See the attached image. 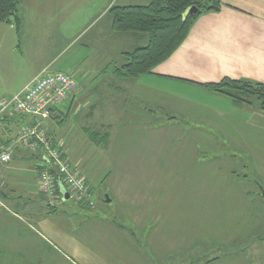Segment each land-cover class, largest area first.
Segmentation results:
<instances>
[{"label":"rangeland","instance_id":"obj_1","mask_svg":"<svg viewBox=\"0 0 264 264\" xmlns=\"http://www.w3.org/2000/svg\"><path fill=\"white\" fill-rule=\"evenodd\" d=\"M36 2L42 21L32 15L27 35L0 24V99L17 94L38 66L74 39L49 70L71 65L77 76L74 70L89 63L82 44L106 28L111 16L97 20L101 7L122 0ZM46 25L49 31L33 32ZM86 27V36L77 38ZM175 84L176 97L153 93L127 104L114 101L122 109L105 110L93 99L79 102V114L77 104L69 112L71 100L59 105L68 115L57 117L45 133L69 152L67 143L69 157L82 162L77 166L95 204L80 209L71 197L64 203L70 213L59 215L71 220L51 218L56 215L45 206L18 219L0 197V264H264L262 101L250 95L236 105L203 85L180 79ZM91 106L98 109L93 115ZM2 128L4 122V135ZM8 134L16 136V129ZM35 203L43 204L40 198Z\"/></svg>","mask_w":264,"mask_h":264},{"label":"crops","instance_id":"obj_2","mask_svg":"<svg viewBox=\"0 0 264 264\" xmlns=\"http://www.w3.org/2000/svg\"><path fill=\"white\" fill-rule=\"evenodd\" d=\"M150 1L122 0V3L118 5H145ZM103 2L101 3L103 4ZM111 5L113 6L110 3L108 6L105 4L101 7L102 11L99 13L97 20L107 17L110 13ZM42 13L41 6L36 0H24L19 7V16L22 24L20 34L16 30L18 36H21L22 33L26 35L30 33V17L32 15L36 16L39 22L42 21L43 16L40 15ZM107 19L106 28L103 27L88 36L86 44L81 46L80 51L85 54V58L89 61L88 65L86 64V68L75 69L76 76L75 73H72L73 67L71 65L68 67L63 65L56 66V70H70L69 72L75 80L76 78L81 80L80 86L77 83V91L67 99L72 102L69 112H71L72 106L75 104H77L75 108L78 111V106L82 105L79 102H82V100L89 102L93 99L97 101L95 104L103 102L104 106L102 107L105 110L107 108L109 110L110 108H123L122 104L116 105L114 101L126 102L127 104L130 99H135L143 94L148 97L152 96L153 93L176 97L178 94L173 93H177L176 88H178V85L175 84V81L179 79L197 84L217 82L224 77H232L264 83V0H221L218 11L204 12L193 22L187 38L170 58L157 65L152 73L138 77L124 76L116 70L126 61L124 52L146 46L149 43L148 34L116 33L111 28L112 17H107ZM11 26L16 29L14 25ZM50 28H52V25H50ZM88 29L89 27H86L77 38L80 36L83 39L88 33ZM42 30L47 31L48 25L35 26L33 32L37 33ZM45 36H47V32H45ZM73 42L69 40L65 48L55 58L38 66V72H41L44 68L49 67L50 69L56 65L60 58L71 49ZM27 84L23 86L25 87ZM91 85L97 87L93 88ZM98 85L102 86V88H98ZM131 94L133 95L131 96ZM236 105L238 104L236 103ZM82 108L80 112L78 111V114L81 113ZM97 110L96 106H91L90 115H93ZM62 115L68 114H64L58 109L51 119L45 121V130H49L52 122ZM125 123L132 124L133 120ZM134 123L137 124L138 121L136 120ZM69 131L71 132V129ZM48 135L55 144H58L50 133ZM63 139L67 141V136L64 135ZM66 145L70 152L67 143ZM21 148L24 151L18 150ZM13 149L14 153L11 163L0 167L1 176L6 184V195L2 205L15 218L23 219L24 215H28L27 213L39 214L45 205L35 203L41 195L39 192L36 156L23 143L14 146ZM69 152L65 151V155L88 182L89 180L84 170L79 169L77 166L82 165V162H75L74 158L71 159ZM6 202L13 204L11 207H7ZM76 206L80 209L85 208L78 202ZM70 207L63 204L59 207L57 213L53 214L56 216H51V218L71 220L63 217L64 215L59 217L61 214L67 213L68 215L70 212L67 211H69Z\"/></svg>","mask_w":264,"mask_h":264},{"label":"trees","instance_id":"obj_3","mask_svg":"<svg viewBox=\"0 0 264 264\" xmlns=\"http://www.w3.org/2000/svg\"><path fill=\"white\" fill-rule=\"evenodd\" d=\"M23 1L24 0H0V24L6 23L14 25L19 34L22 24L19 16V7ZM220 5L221 0H151L145 5L112 6L109 12L112 17L111 28L114 32L120 34L146 33L149 36V43L146 46L137 47L132 51L124 52L126 61L121 64L116 71L129 77H138L152 73L157 65L170 58L184 42L193 22L204 12L218 11ZM193 6H195L197 10L194 13L186 14L187 10ZM47 68L49 69V67ZM58 72L65 73L63 71ZM65 74L72 77L70 73ZM197 84L203 85L214 92L229 96L236 103L243 102L250 95H255L262 101V106L264 108L263 82L224 77L217 82ZM76 89L65 100L70 98ZM6 99L10 98H3L0 101ZM59 105L53 109L54 113L57 112ZM0 122H4L6 126V128H2L4 135L0 134V154L3 149H5L7 152H10L12 156L8 162H0L1 167L2 165L10 164L13 160V147L21 144L19 139V131L21 128H23V126L33 125L35 121L26 115L14 114L10 116L9 114H4V116L0 117ZM44 124L45 121H43L41 128L45 133ZM14 128L16 129V136L11 137L8 133L12 132ZM51 142L54 146L59 148L63 156L69 161L68 157L65 155V151L52 140ZM31 153L36 156L35 158L38 161L40 153ZM69 163L72 164L70 161ZM39 169L40 168L37 167L38 175ZM52 172L54 171L52 170ZM5 187L6 184L0 173V197L2 199H5ZM90 190L93 194L94 191L92 187H90ZM40 194V199L45 205L48 213H57L59 207L62 205H51L41 192ZM77 202L85 208L89 209L92 207L88 201L77 200Z\"/></svg>","mask_w":264,"mask_h":264},{"label":"built area","instance_id":"obj_4","mask_svg":"<svg viewBox=\"0 0 264 264\" xmlns=\"http://www.w3.org/2000/svg\"><path fill=\"white\" fill-rule=\"evenodd\" d=\"M76 81L68 74L50 72L48 68L36 75L20 92L10 99L0 101V117L4 114L26 115L35 123L23 126L19 131V139L31 152H39V190L51 205H63L66 202L60 191V180L70 197L76 200L95 204L90 185L79 171L69 163L62 152L54 146L49 136L43 132V121L52 118L57 107L76 89ZM11 153L3 149L0 162H8ZM52 170L54 172H52Z\"/></svg>","mask_w":264,"mask_h":264},{"label":"water","instance_id":"obj_5","mask_svg":"<svg viewBox=\"0 0 264 264\" xmlns=\"http://www.w3.org/2000/svg\"><path fill=\"white\" fill-rule=\"evenodd\" d=\"M196 10H197V8H196L195 6H193V7L189 8V9L187 10L186 14L194 13ZM58 185H59V188H60L61 193H62L63 196H64V197H63L64 200L69 199L70 194H69V192L67 191V189L65 188L64 184H63L60 180H58ZM106 201L109 202L110 199L107 198Z\"/></svg>","mask_w":264,"mask_h":264}]
</instances>
